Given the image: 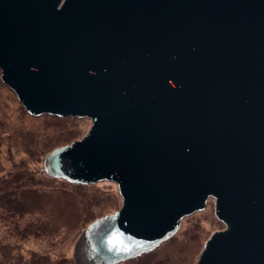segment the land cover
Listing matches in <instances>:
<instances>
[{
  "label": "water",
  "instance_id": "obj_1",
  "mask_svg": "<svg viewBox=\"0 0 264 264\" xmlns=\"http://www.w3.org/2000/svg\"><path fill=\"white\" fill-rule=\"evenodd\" d=\"M0 72L28 115L92 123L48 177L117 186L75 264L150 254L210 199L197 264H264V0H0Z\"/></svg>",
  "mask_w": 264,
  "mask_h": 264
},
{
  "label": "trees",
  "instance_id": "obj_2",
  "mask_svg": "<svg viewBox=\"0 0 264 264\" xmlns=\"http://www.w3.org/2000/svg\"><path fill=\"white\" fill-rule=\"evenodd\" d=\"M16 99L15 110L0 98V264H74L63 253L36 251L27 248V243L53 246L62 234L67 237L77 229L81 216L89 214L85 213L89 210L86 199L77 196L83 194L79 189L82 185L50 178L34 166L39 157L43 161L55 149L78 140L44 152L46 146L41 143L44 132L38 135L35 129L27 128L29 115ZM51 118L56 117L44 119ZM67 217L72 220L70 225ZM89 219L82 222L87 224L89 221H85ZM150 256L139 259L147 261ZM149 261L147 264H151Z\"/></svg>",
  "mask_w": 264,
  "mask_h": 264
},
{
  "label": "rangeland",
  "instance_id": "obj_3",
  "mask_svg": "<svg viewBox=\"0 0 264 264\" xmlns=\"http://www.w3.org/2000/svg\"><path fill=\"white\" fill-rule=\"evenodd\" d=\"M0 98L5 99L10 105V108L16 110L18 105L14 103V98L16 99L17 97L9 87L2 83L1 74ZM16 101L18 100L16 99ZM46 116L48 115L41 117H32L29 115V117L26 118V122L28 123L27 128L35 129V134L38 135H42L44 132L45 136L41 138L43 139L41 143L46 146V151L44 152L51 150L53 147L68 144L72 140L82 139L87 135L92 126L91 121L88 119L69 118L70 120L63 121L61 119L68 118L56 117L44 119ZM41 159L42 157H39L38 162H36L34 166L43 170L44 160L42 161ZM38 176L40 177V175ZM79 189H81L80 192L83 194L77 196L86 199L85 201L88 203L89 210L88 212L85 211V213L89 214L81 216V223L77 229L72 231L70 236L66 237V235L62 234L61 237L55 241L53 246L49 247L44 242L30 241L27 243V248L36 251L47 250L53 255L63 253L66 255L67 259L73 260L74 263L73 252L75 245L82 232L88 227V223L98 217L112 214L121 208L122 199L115 184L103 182L90 186H82ZM82 211L84 212V209H82ZM86 218H90L85 221H89L87 224L82 222L86 220ZM66 221H70L69 225L72 223L70 217H67ZM224 228V224L219 222L215 216L214 200L210 199L205 211L184 219L178 233L171 240L150 253L151 256L147 261L150 260L149 263L151 264H197L206 241L212 234ZM138 259L120 264H147L145 260L147 258Z\"/></svg>",
  "mask_w": 264,
  "mask_h": 264
},
{
  "label": "built area",
  "instance_id": "obj_4",
  "mask_svg": "<svg viewBox=\"0 0 264 264\" xmlns=\"http://www.w3.org/2000/svg\"><path fill=\"white\" fill-rule=\"evenodd\" d=\"M62 2L64 1V0H61Z\"/></svg>",
  "mask_w": 264,
  "mask_h": 264
}]
</instances>
